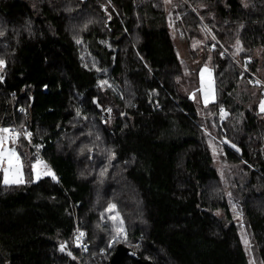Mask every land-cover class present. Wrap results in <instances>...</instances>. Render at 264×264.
<instances>
[{"label":"trees","instance_id":"16d2710c","mask_svg":"<svg viewBox=\"0 0 264 264\" xmlns=\"http://www.w3.org/2000/svg\"><path fill=\"white\" fill-rule=\"evenodd\" d=\"M169 7L185 39L203 44L192 57L212 58L217 100L208 127L179 91L183 66L165 0H0L7 61L0 126H26L31 143L15 146L29 158L20 143L31 153L43 145L39 154L57 177L34 180L35 153L25 168L32 182H0V264H109L120 244L141 259L125 256L122 264H249L205 128L239 149L225 147L232 192L264 264V84L254 83L264 81V0H171ZM109 203L125 220L127 240L105 253ZM77 228L86 251L75 243Z\"/></svg>","mask_w":264,"mask_h":264},{"label":"snow or ice","instance_id":"6c2138e0","mask_svg":"<svg viewBox=\"0 0 264 264\" xmlns=\"http://www.w3.org/2000/svg\"><path fill=\"white\" fill-rule=\"evenodd\" d=\"M166 2H170V0H166ZM107 10V9H105ZM111 18V17H109ZM201 19H203V17H201ZM89 23H91V21H89ZM174 22L171 21L170 18V26H172ZM85 27H87V25H85ZM204 30L207 32H211V29L208 28L207 25L204 26ZM4 33L2 31H0V35H3ZM212 40H216V36L213 33L211 36ZM77 43H81L82 39L81 38H77L76 39ZM196 43H201V41H197ZM110 46V45H109ZM193 47H195V44L193 45ZM216 44H212V48H215ZM236 53H240L241 51H243V46H242V42L237 39L236 43L234 45ZM234 53V55L236 54ZM225 53L221 52L220 55L223 56ZM209 59H211V57H209ZM248 59L250 60L251 57H248ZM7 61L3 58H0V72H2V70L6 67ZM85 67H87V65H85ZM245 67H247V65H245ZM100 70V69H98ZM106 71V70H104ZM187 72V69L185 70ZM205 74H207V79L205 80ZM241 75H243V73H241ZM200 77H201V88L200 91L203 93V103L205 105V107L208 106V104L210 102H215L216 101V95H215V91L213 88V75H212V70L209 69L207 67V65H205L201 70H200ZM179 79V78H177ZM4 80V76L2 74H0V81ZM255 84L259 85L262 82L260 80H256L254 82ZM99 85L101 87H112V85L110 84V82L108 80H100L99 81ZM14 95V94H13ZM192 98L196 99V94L195 92L192 94ZM95 101V98H94ZM259 110L260 112L264 113V99H261L260 103H259ZM21 112H25L26 110L22 107L20 109ZM107 112H111L112 109L111 108H107L106 109ZM80 110L77 109V115L79 116ZM229 113L227 112V110L224 108L223 105H220L219 107V117L221 120H224L228 117ZM86 118V117H85ZM205 133H208V129L205 128ZM91 133H89L90 135ZM33 137V133L31 131H29L27 129L26 126H20V127H13V126H0V173H2V182L5 186H13V185H23L25 183H29L32 182L31 180H26L25 176H24V165L22 162V158L21 155L17 152L16 147H10L9 144H13L16 145L18 144L19 140L21 138L26 139L29 143H31ZM97 139H99V136H97ZM226 142L234 149H237V146L235 144H233L230 140H227ZM209 143L211 144V139L209 140ZM36 149H37V159L35 160V163H33L31 165V172L34 175V179L35 180H40L42 177L44 176H50L53 180H56L57 177L55 175V173L52 171V169L50 168V166L43 161L41 158H39V149L43 147V145H35ZM81 151L83 152L84 149L82 148ZM109 155L107 157L108 161H109V165L112 161V159L115 158V152L111 151L110 149L107 150ZM213 154L216 155L217 154V149L215 146H213ZM246 163V162H245ZM108 171V166H105L103 168H101L100 170V177L103 178L106 176ZM81 175H83V173H81ZM228 197L231 198V193H227ZM232 210L233 212L236 214V216H241L242 213L237 211V206L235 204H232ZM106 213H109L108 216V220H110L111 225L110 228L107 229L110 232V239L108 242V246L107 249H101V252H107L108 250H110L113 246H115L116 244H118L121 240H127V228H126V224H125V220L122 216V214L117 210V205L115 203H109L108 207L105 209ZM114 213V214H113ZM217 214H219V210L217 212ZM105 219V214L101 213V220L103 221ZM97 227H101V225L98 223ZM77 235L75 237V243L77 245V247H83L84 250H87V245L83 244V237L86 235V233L77 228L76 229ZM244 244L246 245V247L249 246V241L247 239L246 234L242 233L241 236ZM67 242H62L60 244V250L66 251ZM135 254V253H134ZM68 255L72 256L73 253L71 251H68ZM75 258V257H73Z\"/></svg>","mask_w":264,"mask_h":264},{"label":"rangeland","instance_id":"374dc122","mask_svg":"<svg viewBox=\"0 0 264 264\" xmlns=\"http://www.w3.org/2000/svg\"><path fill=\"white\" fill-rule=\"evenodd\" d=\"M170 2H171V0H170ZM170 2H166V5H167V24H168L169 30L171 32V35L174 39V43L176 46V50H177L179 59H180L182 66H183V74L179 78V91H180V93L189 96L194 101L196 108H197L198 116L200 117V121L203 124H205L206 127H208V121H210L211 123L213 121V114L212 115L208 114L209 113L208 107L213 102H210L207 107H205V105L203 103V93L200 91V88H201L200 70L205 65H207V67L212 70L213 88H214L216 100H217L214 66H213L212 58L211 59H209V57L205 58L203 51L198 52V54L195 58L192 57V55L190 53V49L196 48L197 46L203 47V44L196 43L197 41H195L194 43H192V42L190 43L185 39L184 32H183V30L179 24V18L177 15H175L173 10L169 7ZM170 18H171V21L174 22L172 24V26H170ZM199 41H201V40H199ZM194 44H195V47H193ZM186 69H187V72L185 71ZM206 79H207V74H205V80ZM261 82L264 83V81H261ZM194 92L196 94V99L192 98V94ZM262 99H264V96ZM208 129H211V128H208ZM208 133H210V135L208 137H209V140L211 139V144L209 143V145H210V150H211V153H212V156L214 159V165L218 169V171H219V173L223 179V182H224L225 187H226V193H229V192L231 193V198H229L227 195L228 200L230 202V205L232 207V204H235L237 206V211L242 213L240 205H239L238 201L234 198L233 192H232L231 178H232V175L234 174L235 171H234V168L231 166V164L228 162V160H226L225 155H224L225 154V147L226 146H228L230 148H232V147L226 142L225 139H221L220 137H218L216 135V133L213 131V129L209 130ZM20 145H21V149H23V152H24V154L27 155V157L29 156V158H30L31 154L32 155H35V153L37 154L36 147L32 150L33 153H31L29 146L22 144V143H20ZM9 146L10 147H16L13 144H9ZM213 146H215L217 149L216 155L213 154ZM232 149H234V148H232ZM16 150L21 155L22 162L24 165V176H25V168L29 165V158L24 157L23 153L20 151V148L16 147ZM234 150H237V149H234ZM39 158H41L43 160V158L40 156V154H39ZM36 159H37V155L34 158V161L30 162L31 165L33 163H35ZM33 178H34V175H33ZM35 181H37V180H35ZM234 217H235V221L237 223V226L240 230L241 235H242V233L246 234L247 239L249 241L248 247H246V245L244 244L246 253H247L248 258H249V262H250L249 264H260L259 257L257 255L256 251L254 250V247L252 244L253 241H252L251 230L249 229V225L247 224V221L244 219L243 213L241 216H236V214L234 213Z\"/></svg>","mask_w":264,"mask_h":264},{"label":"water","instance_id":"95a60500","mask_svg":"<svg viewBox=\"0 0 264 264\" xmlns=\"http://www.w3.org/2000/svg\"><path fill=\"white\" fill-rule=\"evenodd\" d=\"M125 256H131L133 258H137L141 260L136 251H134L132 248L124 244H120L117 246V249L114 255L112 256L111 260L109 261V264H122V260ZM142 264H155V263L151 260H146V261H143Z\"/></svg>","mask_w":264,"mask_h":264},{"label":"built area","instance_id":"2783aa9c","mask_svg":"<svg viewBox=\"0 0 264 264\" xmlns=\"http://www.w3.org/2000/svg\"><path fill=\"white\" fill-rule=\"evenodd\" d=\"M256 79H258V78H256ZM258 80H260V79H258ZM260 81H261V80H260ZM263 84H264V83H263ZM84 238H85V237H83V240H84ZM82 242H83V241H82ZM81 248H82V247H81Z\"/></svg>","mask_w":264,"mask_h":264}]
</instances>
